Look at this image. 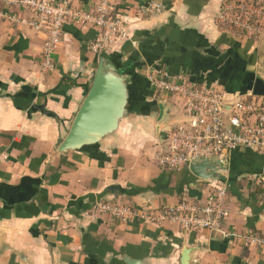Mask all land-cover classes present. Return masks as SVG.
<instances>
[{"label": "crops", "instance_id": "crops-1", "mask_svg": "<svg viewBox=\"0 0 264 264\" xmlns=\"http://www.w3.org/2000/svg\"><path fill=\"white\" fill-rule=\"evenodd\" d=\"M71 1L91 8L102 0ZM147 1L159 2L161 12H141ZM221 1L111 0L129 37L95 54L96 30L65 23L52 70L41 67L44 33L0 19V264H184L185 257V264H264V250L242 238L264 237V184L254 191L246 180L264 176V157L251 149L229 157L223 233L116 218L97 207L119 203L143 213L204 193L186 168L153 160L163 124L157 128L159 100L147 69L187 71L231 96H264L258 45L218 24ZM100 57L128 76L134 110L97 144L60 152ZM163 103L172 123L168 104L175 102Z\"/></svg>", "mask_w": 264, "mask_h": 264}, {"label": "built area", "instance_id": "built-area-1", "mask_svg": "<svg viewBox=\"0 0 264 264\" xmlns=\"http://www.w3.org/2000/svg\"><path fill=\"white\" fill-rule=\"evenodd\" d=\"M162 5L147 1L141 12L158 14ZM19 11L29 13L26 20ZM0 19L25 22L44 33L42 70H52V54L57 48L65 23L90 26L96 36L90 44L95 54L111 51L129 37L126 22L113 8L111 0H102L91 8L74 5L71 0H0ZM219 25L237 38H261L264 35V0H222L216 16ZM149 88L159 101H181L185 119L165 123L160 129L158 148L153 154L156 164L180 171L196 159H212L228 166L231 153L251 149L264 157V97L253 94L229 95L204 81L193 80L187 71L171 72L151 67L145 72ZM201 199L183 198L157 210L138 213L127 205L98 202L100 211L116 218L139 215L145 221H169L187 231L223 233L222 221L227 216V179L203 181ZM248 184H264L262 174H248ZM243 240L264 250V237L246 233Z\"/></svg>", "mask_w": 264, "mask_h": 264}, {"label": "water", "instance_id": "water-1", "mask_svg": "<svg viewBox=\"0 0 264 264\" xmlns=\"http://www.w3.org/2000/svg\"><path fill=\"white\" fill-rule=\"evenodd\" d=\"M128 102V76L119 72L106 58L100 57L91 83L58 150H79L112 135L127 115ZM158 108L157 128L168 122V112L162 101L158 102ZM187 170L194 177L207 182L229 180L226 176L228 166L217 160L196 159L188 164ZM127 263L141 264L135 260H127Z\"/></svg>", "mask_w": 264, "mask_h": 264}, {"label": "rangeland", "instance_id": "rangeland-1", "mask_svg": "<svg viewBox=\"0 0 264 264\" xmlns=\"http://www.w3.org/2000/svg\"><path fill=\"white\" fill-rule=\"evenodd\" d=\"M244 39V38H242ZM247 39H250L252 42H256L258 45L257 46V51H258V57H259V64L257 66V75L261 76L262 78V81L264 83V35L259 38V37H252V38H245L244 40H247ZM135 97V96H133ZM259 97H264L263 95L262 96H259ZM168 109H169V119L171 122H175V121H183L185 119V116L183 114V111H182V107H181V101H175V105L173 104H168ZM249 187L252 189H255L254 187H259L257 188L259 191L262 190L260 188V186L263 187V185H260V186H255L253 184H248Z\"/></svg>", "mask_w": 264, "mask_h": 264}, {"label": "trees", "instance_id": "trees-1", "mask_svg": "<svg viewBox=\"0 0 264 264\" xmlns=\"http://www.w3.org/2000/svg\"><path fill=\"white\" fill-rule=\"evenodd\" d=\"M102 55H103V54H102ZM118 71L121 72V73H125L124 71H120V70H118ZM87 89H88V88H87ZM132 98H133V97H132L131 95H129V102H128V106H127L129 111L134 110L133 107H132ZM254 188H255V189H253L254 191H255V190H256V191L258 190V189H257L258 187H254Z\"/></svg>", "mask_w": 264, "mask_h": 264}]
</instances>
